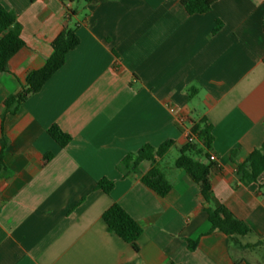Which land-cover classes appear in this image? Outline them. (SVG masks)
<instances>
[{"label":"crops","instance_id":"1","mask_svg":"<svg viewBox=\"0 0 264 264\" xmlns=\"http://www.w3.org/2000/svg\"><path fill=\"white\" fill-rule=\"evenodd\" d=\"M0 5L17 15L25 42L0 75V139L8 140L0 264H264L256 251L264 247V173L248 186L236 176L264 142V0H216L193 15L180 0ZM68 10L79 45L3 118L7 97L52 55ZM202 117L213 127V193L252 230L238 244L212 231L200 187L185 171L164 166L172 189L161 197L116 168L146 144L172 140L179 151ZM53 125L72 137L67 146L49 135ZM104 178L115 183L110 194L97 188ZM113 203L143 228L137 251L108 232L103 214ZM188 241L198 242L194 250Z\"/></svg>","mask_w":264,"mask_h":264},{"label":"trees","instance_id":"2","mask_svg":"<svg viewBox=\"0 0 264 264\" xmlns=\"http://www.w3.org/2000/svg\"><path fill=\"white\" fill-rule=\"evenodd\" d=\"M86 4L93 0H82ZM216 0H180L186 11L193 14H203L211 10ZM74 12L68 10V17L62 33L52 44V55L45 65L31 71L26 79V85L15 94H11L4 102L6 114H16L22 104L32 95L38 93L52 76L60 70L66 62L68 53L74 50L80 43L77 35V24L71 23ZM264 26V21H263ZM222 27L218 21L214 33ZM25 47L22 38V26L17 20V15L0 5V75L9 71L10 60ZM191 96V95H190ZM49 135L61 147L67 146L72 137L65 133L59 126L53 125L48 130ZM175 142L168 140L155 147L150 144L143 145L135 152L128 153L116 166L122 177L135 175L141 176V181L159 196H166L172 189V183L168 180L162 160L165 159ZM214 144L213 127L205 117L194 122L187 135V142L179 149V155L175 159L173 167L183 170L199 187L206 207L208 219L212 231L218 230L225 234L233 243H241V239L252 234L251 228L237 218L213 193L211 175L217 168V164L211 160V151ZM0 177L6 172L5 153L8 147L6 137L0 139ZM149 163L150 169L142 173L141 165ZM264 173V142L253 150L248 158L237 166L236 176L245 186L256 182ZM115 183L107 178L101 179L97 188L110 194ZM103 220L108 232L120 237L129 243L134 250H138L137 241L143 233V228L132 218L118 203L103 214ZM197 241H188V248L194 250ZM257 244L240 245L242 250L258 247ZM175 264V263H171Z\"/></svg>","mask_w":264,"mask_h":264},{"label":"rangeland","instance_id":"3","mask_svg":"<svg viewBox=\"0 0 264 264\" xmlns=\"http://www.w3.org/2000/svg\"><path fill=\"white\" fill-rule=\"evenodd\" d=\"M179 152L176 149H172L167 156L165 157L163 166H173L175 159L178 157ZM247 239L250 238V236L245 237ZM257 253L261 256V258L264 260V247L258 248Z\"/></svg>","mask_w":264,"mask_h":264},{"label":"built area","instance_id":"4","mask_svg":"<svg viewBox=\"0 0 264 264\" xmlns=\"http://www.w3.org/2000/svg\"><path fill=\"white\" fill-rule=\"evenodd\" d=\"M180 122H183V120L181 119ZM211 160H213L214 162H216V157L214 155H211Z\"/></svg>","mask_w":264,"mask_h":264}]
</instances>
